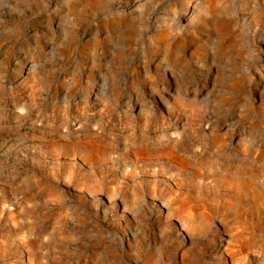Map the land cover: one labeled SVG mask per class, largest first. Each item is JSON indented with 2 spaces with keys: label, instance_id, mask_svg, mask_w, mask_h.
Listing matches in <instances>:
<instances>
[{
  "label": "rangeland",
  "instance_id": "374dc122",
  "mask_svg": "<svg viewBox=\"0 0 264 264\" xmlns=\"http://www.w3.org/2000/svg\"><path fill=\"white\" fill-rule=\"evenodd\" d=\"M0 264H264V0H0Z\"/></svg>",
  "mask_w": 264,
  "mask_h": 264
},
{
  "label": "bare ground",
  "instance_id": "6f19581e",
  "mask_svg": "<svg viewBox=\"0 0 264 264\" xmlns=\"http://www.w3.org/2000/svg\"><path fill=\"white\" fill-rule=\"evenodd\" d=\"M176 15H177V13H176Z\"/></svg>",
  "mask_w": 264,
  "mask_h": 264
}]
</instances>
